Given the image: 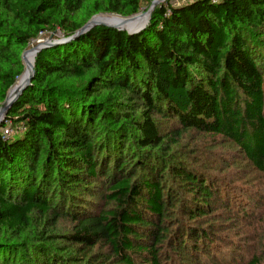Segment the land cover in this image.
Segmentation results:
<instances>
[{
  "label": "trees",
  "instance_id": "trees-1",
  "mask_svg": "<svg viewBox=\"0 0 264 264\" xmlns=\"http://www.w3.org/2000/svg\"><path fill=\"white\" fill-rule=\"evenodd\" d=\"M153 1L0 0V107L43 32L72 37ZM35 71L0 125V264H171L215 248L194 224L232 203L173 148L220 136L264 173V0L168 1L141 33L97 26Z\"/></svg>",
  "mask_w": 264,
  "mask_h": 264
},
{
  "label": "rangeland",
  "instance_id": "rangeland-1",
  "mask_svg": "<svg viewBox=\"0 0 264 264\" xmlns=\"http://www.w3.org/2000/svg\"><path fill=\"white\" fill-rule=\"evenodd\" d=\"M168 1L175 6L185 0H166L160 4ZM149 8L143 5L138 16ZM98 17L127 18L116 14H98L89 22ZM64 38V33L59 29L45 31L27 50L47 40L60 42ZM5 102L6 99L1 107ZM158 127L166 138L174 130L170 122L162 119L158 121ZM173 151L180 160L204 170L223 184L233 213L227 215L217 207L210 222L195 223L209 229L212 240H215V248L207 253L200 252L194 260L187 254L179 255L177 252L171 264H247L254 252L259 254L264 248V173L256 170L234 143L220 136L187 132L178 138Z\"/></svg>",
  "mask_w": 264,
  "mask_h": 264
},
{
  "label": "water",
  "instance_id": "water-1",
  "mask_svg": "<svg viewBox=\"0 0 264 264\" xmlns=\"http://www.w3.org/2000/svg\"><path fill=\"white\" fill-rule=\"evenodd\" d=\"M166 0H154L152 2V4L150 5V8L145 12L142 13L144 15H149V21L148 23L143 26L141 29H137L135 31H131V30H125L122 29L118 26L115 25H107L104 24L102 22H99L95 19H93V21L89 22L88 24H86L84 27H82L81 29H79L78 31H76V34L72 37H68V38H64L63 40H61L60 42H50L49 40L44 41V43H40L35 47H32L31 49H28L24 55H23V63L26 65L27 63V56L29 55V53L34 52V59H33V63H32V69L31 72L28 74V76H25V72L22 74V76L19 78L17 84L15 86L12 87V89L9 91L7 98H6V102L5 104L0 108V125L5 121V116L7 115V113L9 112V110L11 109L12 105L17 101V99L21 96V94L28 88V86L31 84V81L34 78V75L36 73L35 71V58L37 57V55L42 52L44 49L48 48V47H52L55 45H60L63 43H69L72 41H76L78 38L90 33V31L93 30V28L97 27V26H103V27H107V28H113L116 29L118 31H122V32H128L129 34L133 35V34H139L141 33L149 24L152 15H153V11L158 7V5L162 2H164ZM133 16V17H127L126 19H123V21L129 22L132 20H135V18L137 17Z\"/></svg>",
  "mask_w": 264,
  "mask_h": 264
},
{
  "label": "bare ground",
  "instance_id": "bare-ground-1",
  "mask_svg": "<svg viewBox=\"0 0 264 264\" xmlns=\"http://www.w3.org/2000/svg\"><path fill=\"white\" fill-rule=\"evenodd\" d=\"M95 20L102 22L107 25H115L122 29H127L131 31H135L137 29H141L143 26H145L149 21V15H140L135 18V20L124 22L123 19L117 18V17H98ZM34 59V52L29 53L27 56V63H26V70H25V76H28V74L31 72L32 69V63Z\"/></svg>",
  "mask_w": 264,
  "mask_h": 264
},
{
  "label": "built area",
  "instance_id": "built-area-1",
  "mask_svg": "<svg viewBox=\"0 0 264 264\" xmlns=\"http://www.w3.org/2000/svg\"><path fill=\"white\" fill-rule=\"evenodd\" d=\"M187 1V0H185ZM191 1V0H188ZM13 129L11 127H7L6 129L3 130V133L7 136L10 137L11 135H13Z\"/></svg>",
  "mask_w": 264,
  "mask_h": 264
}]
</instances>
